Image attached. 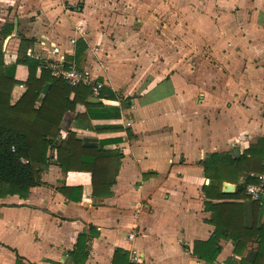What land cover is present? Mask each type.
Returning a JSON list of instances; mask_svg holds the SVG:
<instances>
[{
	"label": "crops",
	"instance_id": "obj_1",
	"mask_svg": "<svg viewBox=\"0 0 264 264\" xmlns=\"http://www.w3.org/2000/svg\"><path fill=\"white\" fill-rule=\"evenodd\" d=\"M6 23L14 24L4 42L9 60L21 37L31 38L50 59L65 52L116 93L103 101L120 106V117L70 127L85 145L122 156L115 182L98 195L90 163L63 172L53 158L27 195L1 197L0 264H124L132 247L145 264H212L192 253L215 229L204 160L241 155L264 137V0H0V30ZM42 34L54 36L46 47L38 45ZM79 39L87 48L76 60ZM22 65L20 81L28 76ZM239 181L223 180L222 190ZM256 202L259 226L264 195ZM134 223L141 234L131 241ZM220 244L213 264L241 258L233 240ZM257 248L249 242L243 256Z\"/></svg>",
	"mask_w": 264,
	"mask_h": 264
},
{
	"label": "trees",
	"instance_id": "obj_2",
	"mask_svg": "<svg viewBox=\"0 0 264 264\" xmlns=\"http://www.w3.org/2000/svg\"><path fill=\"white\" fill-rule=\"evenodd\" d=\"M13 29V23H6L0 30V198L7 194L27 195L31 186L41 183V172L53 158L63 172L81 170L84 162L90 163L94 194H100L97 190L103 186L108 191L118 173L120 151L85 145L70 124L92 127V120L120 117V106L103 101L116 99V93L103 85L99 97L91 100V85L71 86L62 77L53 75L49 65L52 61L30 51L34 45L31 38L22 36L15 57L7 60L3 43ZM86 48V42L79 39L76 60ZM64 60V66L69 67V59ZM18 64L27 66L24 81L16 78ZM18 85L23 88L15 95ZM63 131L68 132L67 138L62 137ZM204 167L206 175L213 179L204 186V193L208 198L205 209L211 212L210 223L215 229L209 239L194 241L192 253L213 264L221 251L220 240L231 239L234 252L241 258H229L227 264H264V221L254 226L257 202L246 193L247 183L256 181L250 173L264 172V137H258L238 156L232 151L210 153ZM242 176L243 181H239ZM225 179L239 181L235 191L222 190ZM81 242L79 235V246ZM249 242H257L258 248L243 256ZM119 252L120 249L115 252L114 262ZM124 260V264H145L131 263L127 256Z\"/></svg>",
	"mask_w": 264,
	"mask_h": 264
},
{
	"label": "built area",
	"instance_id": "obj_3",
	"mask_svg": "<svg viewBox=\"0 0 264 264\" xmlns=\"http://www.w3.org/2000/svg\"><path fill=\"white\" fill-rule=\"evenodd\" d=\"M54 39L53 35L42 34L40 39L38 40L39 46H48V40ZM76 37H71V43L75 44ZM53 51L57 53L59 51V47L53 42L50 44ZM98 48H94V52L97 53ZM34 55L39 56L44 60L52 61L49 65L51 68V73L55 76L62 77L69 85L76 86L79 84L91 85L92 87V95L99 96L100 89L103 86L102 82H99L95 77L91 75V73L85 69H80L76 67L74 64H71L69 67L64 66L65 52L62 53V56L58 57L56 60L50 59L45 50L39 51L34 47L30 49ZM22 85V84H21ZM251 176L256 178V181L247 183L246 185V193L255 199L258 202H261L262 196L264 195V172H252ZM138 208V207H137ZM139 227L137 224H133L130 228V231L127 233V238L133 241L135 238L140 235ZM143 253H141L136 247H132L130 249V258L129 261L131 263H142L143 262Z\"/></svg>",
	"mask_w": 264,
	"mask_h": 264
},
{
	"label": "water",
	"instance_id": "obj_4",
	"mask_svg": "<svg viewBox=\"0 0 264 264\" xmlns=\"http://www.w3.org/2000/svg\"><path fill=\"white\" fill-rule=\"evenodd\" d=\"M236 154L238 153V149H235V151H234ZM225 190L226 191H230L231 189H233V184H231V183H225Z\"/></svg>",
	"mask_w": 264,
	"mask_h": 264
},
{
	"label": "rangeland",
	"instance_id": "obj_5",
	"mask_svg": "<svg viewBox=\"0 0 264 264\" xmlns=\"http://www.w3.org/2000/svg\"><path fill=\"white\" fill-rule=\"evenodd\" d=\"M6 40V39H5ZM5 40H4V42H5ZM3 45H4V43H3ZM39 47V46H38ZM36 50H38V48H36ZM8 51H10V50H8ZM7 50H5V53L6 54H10L11 52H8ZM6 58H7V60H9L10 58L8 57V56H6ZM23 67H25V65H22ZM16 75L17 76H19V74L16 72Z\"/></svg>",
	"mask_w": 264,
	"mask_h": 264
}]
</instances>
